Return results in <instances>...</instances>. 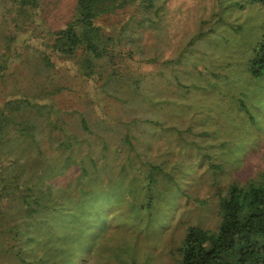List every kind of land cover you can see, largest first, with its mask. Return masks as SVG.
Segmentation results:
<instances>
[{"label":"rangeland","instance_id":"rangeland-1","mask_svg":"<svg viewBox=\"0 0 264 264\" xmlns=\"http://www.w3.org/2000/svg\"><path fill=\"white\" fill-rule=\"evenodd\" d=\"M76 1L42 0L31 19L17 25L9 11L12 5L0 0V105L13 94L33 96L45 85L47 89L34 100L56 102L65 120L73 121L71 129L76 131L78 117L70 113L87 117L94 133L101 132L109 141L104 149L102 139L93 144L97 164L89 174L94 176L97 194L89 193L85 175L76 179L74 164L63 174L57 168L55 198L46 202L50 207L20 215L25 222L23 227L17 221L22 232L16 227L0 233V264H178V248L189 226L217 228L219 190L235 182L247 183L264 172V95L254 94L244 84L247 75L239 72L247 49L259 37L264 7L240 9L230 7L228 0L222 4L221 0H154L155 6L145 9L141 0H135L95 21L104 33L119 31L123 38L113 45L111 63L105 60L99 65L97 72L105 69L102 76L79 75L73 60L55 52L52 60L57 69L50 70L48 78L45 70L37 69L42 65L37 62L44 57L46 42H52L49 32L73 20ZM155 10L163 16L156 25L137 23L145 13L157 19ZM128 31L135 41L128 39ZM202 31L207 36L196 41L189 55L194 61L176 68L163 64ZM113 70L118 81L113 79L107 87H114L116 96L101 88L103 77ZM238 74L244 82L238 81ZM137 80L146 99L127 100L134 95L130 84ZM181 84L194 87L176 94ZM57 85L62 90L55 92ZM127 122L135 149L122 143ZM58 136L60 140L65 135ZM11 142V146L3 144L0 138V174L15 162L14 156L2 158L4 151L22 149L19 138ZM88 145L92 146L84 145L86 154ZM51 148L58 157L60 152ZM135 153V172L122 181L128 190L118 196L110 187ZM148 162L162 170L154 173L157 182L152 191H141ZM135 174L141 178L139 184L132 182ZM150 196L155 200L151 211ZM14 198L8 195L1 200L6 213ZM150 212L155 219L147 216ZM6 220L15 226V221L9 223L10 215ZM14 233L20 237L16 239ZM29 234L35 236L33 242Z\"/></svg>","mask_w":264,"mask_h":264},{"label":"trees","instance_id":"trees-1","mask_svg":"<svg viewBox=\"0 0 264 264\" xmlns=\"http://www.w3.org/2000/svg\"><path fill=\"white\" fill-rule=\"evenodd\" d=\"M12 5L9 9L14 13L12 20L20 25L26 23L33 16V12L39 9L42 0H6ZM135 0H77L75 6V14L73 20H70L63 27L50 31L53 36L52 42L47 43V49L43 52L44 57L37 63L39 71L48 73V78L51 77L50 70L57 69V63L52 60V55L57 52L62 58L71 59L77 65V73L84 77L94 78L102 76L105 69L97 72L101 62L107 60L111 63L115 55L114 43L122 41V35L119 31L117 34H106L100 25H96L95 21L100 15L114 14L118 10L133 4ZM145 9L153 8L154 0H141ZM223 0L220 1L222 4ZM230 7H238L246 9L250 5H259L264 7V0H228ZM227 5V6H228ZM160 10V9H159ZM159 10H155L158 17L153 19L151 13L143 14L142 18L137 23L153 22L161 20L163 16L157 14ZM135 15L130 21L135 20ZM22 20V21H21ZM136 24V22H135ZM123 31L127 32V26L123 27ZM126 33L128 39L135 41L131 31ZM207 36L206 32H200L195 37L193 36L187 45L180 51L179 55L170 58L163 62L166 67L176 68L181 66L189 59L194 61V58L189 55L194 53V44L197 40H202ZM115 44V45H116ZM120 45V44H119ZM118 45V46H119ZM48 49H51V53ZM53 53V54H52ZM242 68L239 71L244 72L247 78H244L248 86L254 90V94L264 95V23L260 28V34L257 39L247 49L246 55L242 61ZM194 66V62L192 64ZM36 72V71H35ZM110 72L103 77L101 88L110 94L116 96L115 88H109L107 85L113 83V79L118 81V78ZM235 73V71H234ZM218 77V74L214 75ZM235 79L236 77H232ZM238 74V81L244 82ZM249 81V82H248ZM130 93L127 100L133 98L146 99L142 85L137 80L130 84ZM183 85L176 91L180 94L183 89L194 87V84ZM215 82L210 85L214 88ZM56 86V85H55ZM41 91L33 96L31 94H13L8 96L4 105H0V138L3 144L13 145L11 141L15 138L20 139L22 145L21 150L14 147L9 151H4L2 158L11 157L15 159L12 162L11 169L2 168L6 171L0 174V203L1 200L8 195H13L15 198L8 206L9 213L3 210L0 205V233L5 231L11 232L16 227L18 232H22L25 225L21 218L23 214L33 215L42 209L49 208L50 204H46L49 197L55 198L56 190L53 180L58 176L56 169H60V174L73 167L77 166V180L85 175V180H88L89 193L93 196L97 194V188L93 184L94 176L90 171L96 170L95 166L96 153L93 144L102 139L103 148L108 146L109 141L105 139V135L101 132H95V128L89 124V119L84 115L79 118L78 115L70 113L74 119L78 117L76 131L73 121L64 118L62 108L54 101L43 100L35 101L41 92L44 93L47 86L42 85ZM121 87V86H120ZM119 87V88H120ZM57 85L55 92L61 91ZM128 90V91H129ZM46 94H49L48 92ZM53 95H47L49 98ZM53 99V97H50ZM35 99V100H34ZM243 104L244 101L241 100ZM5 107L7 109H5ZM7 110L9 114H7ZM80 120V122H79ZM128 123V122H127ZM63 133L64 138L59 140L58 134ZM133 131L130 128V123L125 128V141L123 145H128L131 149H135V144L132 142ZM88 145L87 154L84 153V145ZM46 143L47 145H45ZM56 149L64 156L60 159V153L57 157ZM7 149V148H6ZM100 149V151H102ZM31 151L28 153V151ZM51 150L54 153L51 154ZM86 151V150H85ZM20 155H17V153ZM83 153V155H80ZM12 154V155H11ZM105 155V154H101ZM137 154L135 159L128 158L127 163L121 166V175L117 176V184L110 187L112 191L125 192L122 181L124 177L135 172L137 166ZM17 164V166H14ZM74 164V165H73ZM150 167L148 174L142 179L141 191H152L151 186L157 182L155 171L162 170L161 165L148 162ZM9 166V165H8ZM7 166V167H8ZM140 174V173H139ZM135 174L132 182L139 184L141 178ZM176 183L175 180H172ZM109 185V184H108ZM138 191V190H137ZM82 190V195H85ZM219 199V214L220 222L216 229L204 228L202 226H189L186 230L181 245L178 248L179 258L178 264H264V172L256 179H251L247 183H232L226 188H222L218 192ZM55 205V202H51ZM149 211L155 206V200L148 198ZM10 215L9 223L15 221V226L6 224V217ZM20 216V217H19ZM147 216H152L150 212ZM154 218V217H153ZM155 219V218H154ZM23 224L18 225L19 221ZM150 221V219L148 218ZM19 222V223H20ZM17 239L16 233L13 234ZM28 234H22L26 237ZM30 240L34 241V237L30 236ZM19 236V235H18ZM20 237V236H19ZM21 255V252H19Z\"/></svg>","mask_w":264,"mask_h":264}]
</instances>
